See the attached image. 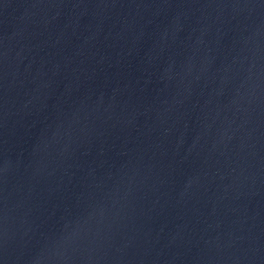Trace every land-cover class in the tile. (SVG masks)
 I'll return each instance as SVG.
<instances>
[{"label": "water", "instance_id": "obj_1", "mask_svg": "<svg viewBox=\"0 0 264 264\" xmlns=\"http://www.w3.org/2000/svg\"><path fill=\"white\" fill-rule=\"evenodd\" d=\"M0 264H264V0H0Z\"/></svg>", "mask_w": 264, "mask_h": 264}]
</instances>
